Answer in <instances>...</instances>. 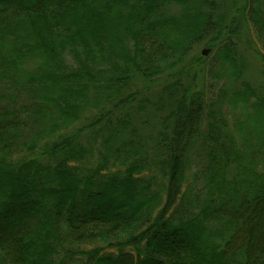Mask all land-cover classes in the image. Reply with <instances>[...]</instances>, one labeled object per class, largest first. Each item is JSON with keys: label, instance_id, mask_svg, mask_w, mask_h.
Returning <instances> with one entry per match:
<instances>
[{"label": "trees", "instance_id": "obj_1", "mask_svg": "<svg viewBox=\"0 0 264 264\" xmlns=\"http://www.w3.org/2000/svg\"><path fill=\"white\" fill-rule=\"evenodd\" d=\"M0 264H264L262 0H0Z\"/></svg>", "mask_w": 264, "mask_h": 264}, {"label": "rangeland", "instance_id": "obj_2", "mask_svg": "<svg viewBox=\"0 0 264 264\" xmlns=\"http://www.w3.org/2000/svg\"><path fill=\"white\" fill-rule=\"evenodd\" d=\"M262 1H263V3H264V0H262ZM206 34H208V33L205 32V34H204L203 36H206ZM205 38H206V37H203V38L201 39V42H200L198 45L194 46V48L192 49L191 54H195V53H197V52H201V50L204 48V47H203V41H205ZM207 54H208V53H207ZM209 59H210V58H209ZM252 74H253V72H252ZM253 76H254V74H253ZM234 115L237 116V117H241V116H239V111H238V112H235ZM229 116L232 117V115H230V113H229Z\"/></svg>", "mask_w": 264, "mask_h": 264}, {"label": "water", "instance_id": "obj_3", "mask_svg": "<svg viewBox=\"0 0 264 264\" xmlns=\"http://www.w3.org/2000/svg\"><path fill=\"white\" fill-rule=\"evenodd\" d=\"M202 52H204V50H202Z\"/></svg>", "mask_w": 264, "mask_h": 264}]
</instances>
